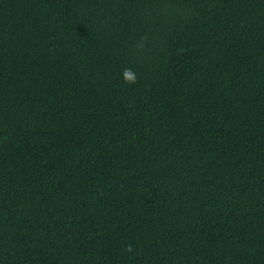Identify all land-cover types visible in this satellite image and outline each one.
I'll list each match as a JSON object with an SVG mask.
<instances>
[{"label": "trees", "instance_id": "trees-1", "mask_svg": "<svg viewBox=\"0 0 264 264\" xmlns=\"http://www.w3.org/2000/svg\"><path fill=\"white\" fill-rule=\"evenodd\" d=\"M0 264H264V0H0Z\"/></svg>", "mask_w": 264, "mask_h": 264}, {"label": "clouds", "instance_id": "clouds-1", "mask_svg": "<svg viewBox=\"0 0 264 264\" xmlns=\"http://www.w3.org/2000/svg\"><path fill=\"white\" fill-rule=\"evenodd\" d=\"M122 77L125 83L131 85L136 83L137 76L131 69H125L122 73ZM128 250L130 251L131 248L129 247Z\"/></svg>", "mask_w": 264, "mask_h": 264}]
</instances>
